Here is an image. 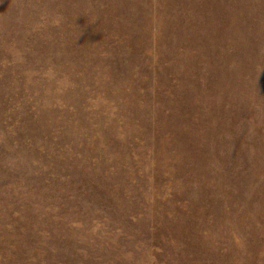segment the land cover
<instances>
[{
	"label": "rangeland",
	"instance_id": "rangeland-1",
	"mask_svg": "<svg viewBox=\"0 0 264 264\" xmlns=\"http://www.w3.org/2000/svg\"><path fill=\"white\" fill-rule=\"evenodd\" d=\"M264 0H0V264H259Z\"/></svg>",
	"mask_w": 264,
	"mask_h": 264
},
{
	"label": "bare ground",
	"instance_id": "bare-ground-1",
	"mask_svg": "<svg viewBox=\"0 0 264 264\" xmlns=\"http://www.w3.org/2000/svg\"><path fill=\"white\" fill-rule=\"evenodd\" d=\"M259 264H264V252H262V256L259 259Z\"/></svg>",
	"mask_w": 264,
	"mask_h": 264
}]
</instances>
